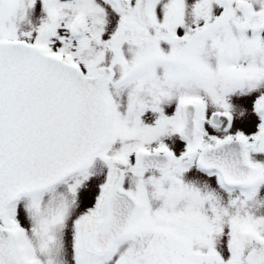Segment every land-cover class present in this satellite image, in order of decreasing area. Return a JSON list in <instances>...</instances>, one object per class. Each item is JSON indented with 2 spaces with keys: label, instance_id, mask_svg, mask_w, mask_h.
Returning a JSON list of instances; mask_svg holds the SVG:
<instances>
[{
  "label": "snow or ice",
  "instance_id": "snow-or-ice-1",
  "mask_svg": "<svg viewBox=\"0 0 264 264\" xmlns=\"http://www.w3.org/2000/svg\"><path fill=\"white\" fill-rule=\"evenodd\" d=\"M0 264H264V0H0Z\"/></svg>",
  "mask_w": 264,
  "mask_h": 264
}]
</instances>
